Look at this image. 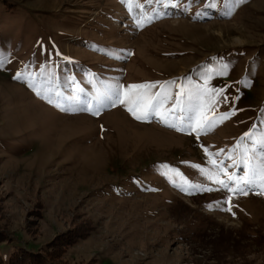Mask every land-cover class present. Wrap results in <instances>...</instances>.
<instances>
[{"label":"rangeland","instance_id":"rangeland-1","mask_svg":"<svg viewBox=\"0 0 264 264\" xmlns=\"http://www.w3.org/2000/svg\"><path fill=\"white\" fill-rule=\"evenodd\" d=\"M0 59L3 259L59 250L70 234L77 243L61 264H264L259 178L229 212L230 193L200 171L216 160L245 177L261 163L252 141L264 134V0H0ZM117 84L153 102L170 97L166 116L181 88L223 91L228 101L206 114L216 120L199 135L154 115L137 120L127 111L143 114L135 103L79 110H95ZM145 84L155 87H129ZM38 91H58L73 110ZM185 116L193 127L202 118ZM191 184L212 191L190 195Z\"/></svg>","mask_w":264,"mask_h":264},{"label":"snow or ice","instance_id":"snow-or-ice-1","mask_svg":"<svg viewBox=\"0 0 264 264\" xmlns=\"http://www.w3.org/2000/svg\"><path fill=\"white\" fill-rule=\"evenodd\" d=\"M149 2H151V0H149ZM129 55H131V53H129ZM5 62L6 61H4L3 59H0V66H3ZM15 79L34 81V76L31 74L25 75L24 73H18L15 76ZM29 87L34 88V83H29ZM129 87L131 89H147L150 87H155V85H131ZM37 95L42 96V98L46 99L49 104H53V97H56V103L54 104V106L59 108L61 111L67 112L73 110L65 106V104L61 101V93H59L58 91H50L47 94H45L44 91H38ZM184 96L188 97L189 102H191L193 97H195L197 103L195 105L189 103L188 108L186 109L182 106V97ZM167 99H170V97H165L164 100H161L159 96H156L155 102H153V98L151 96L145 95L133 97L128 92H122L121 86L117 84L108 86L107 90L104 93L96 97V102L99 107L95 108V110L93 109L91 103L86 104L79 110L88 111L93 115H98L105 106H115L117 103H135L137 107L143 105L144 108L143 114L138 115L134 107H127V111L135 119L146 121L150 116L154 115L159 117L161 122H163L167 127L173 128L178 131H184L185 126H187L189 132L197 131V135H199L200 132H206L207 130H209V128L213 126L216 120L215 116H213L212 119L209 120L206 114L208 112L214 111L215 107L219 103H226L228 101V97L224 94L223 91L210 90L205 87L203 89H190L186 92L183 88H181L177 93L175 105L170 109H166L169 114L168 116H166L160 111V108L163 107V104ZM186 110H192L200 113L202 118L196 121V127H193L191 118L185 116ZM232 114L234 113H223L220 116V120L222 121L223 119H227ZM169 116L172 117L171 122L169 120ZM245 136L251 139V134L246 133ZM241 139L243 140L244 138L242 137ZM256 144H259L261 149V163L258 169H250L249 174L245 177H237L235 174H228L227 167L223 163L218 164L216 160L211 161V163L213 164V171L211 173H206L203 169H200L201 173L205 175L206 179L214 181L217 185H219L220 190H226L228 193H230L227 200L225 201V203L229 205V207L226 209L229 212L232 211L231 201L234 198L235 194L239 193L242 195H247V191H245V189L250 185H257V177L259 178L258 186L264 189V134L261 135L259 140L252 141V146H255ZM250 150L251 147L241 153V162L246 163L250 160V157L248 156V152ZM227 159L233 161V167L237 166V161L233 159L232 156H228ZM221 176L226 177V179H221ZM192 190L212 191L211 188H206L201 184H191V188L188 194L191 195ZM260 194L264 195V191H261ZM232 214L235 215L234 212Z\"/></svg>","mask_w":264,"mask_h":264},{"label":"trees","instance_id":"trees-1","mask_svg":"<svg viewBox=\"0 0 264 264\" xmlns=\"http://www.w3.org/2000/svg\"><path fill=\"white\" fill-rule=\"evenodd\" d=\"M227 10L228 8L224 9V12ZM64 239L65 240L62 242V244H60L61 247L59 250L56 248V246L54 247L53 244H51V246L54 247L53 249H48L47 245L44 247L45 250H40L46 252L47 248V255L40 253V251L34 252L25 248L26 250L23 251V253H20V256H17L16 254L19 253V249H17L10 254L8 261L0 256V264H61V252H64L68 247H71L77 243V237H73V235L70 234L65 235Z\"/></svg>","mask_w":264,"mask_h":264}]
</instances>
